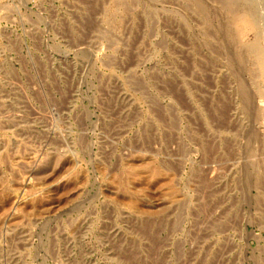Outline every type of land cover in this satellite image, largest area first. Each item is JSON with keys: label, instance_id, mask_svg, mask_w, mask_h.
Instances as JSON below:
<instances>
[{"label": "rangeland", "instance_id": "1", "mask_svg": "<svg viewBox=\"0 0 264 264\" xmlns=\"http://www.w3.org/2000/svg\"><path fill=\"white\" fill-rule=\"evenodd\" d=\"M219 1L0 0V264H264V0Z\"/></svg>", "mask_w": 264, "mask_h": 264}, {"label": "bare ground", "instance_id": "2", "mask_svg": "<svg viewBox=\"0 0 264 264\" xmlns=\"http://www.w3.org/2000/svg\"><path fill=\"white\" fill-rule=\"evenodd\" d=\"M219 1V0H218ZM220 2V1H219ZM223 2V1H222ZM229 1H227V3H228ZM235 2V1H234ZM233 3V2H232ZM238 3V2H237ZM222 4V3H221ZM224 4L225 5H227L225 2H224ZM230 5H231V3H229ZM247 4V3H246ZM235 5H236V3H235ZM249 5V4H248ZM248 7V6H247ZM228 8V7H227ZM228 9H231V6L228 8ZM232 10H233V8H232ZM235 10V9H234ZM237 10V9H236ZM245 11H247V9L245 10ZM251 11V10H250ZM249 11V12H250ZM232 12V11H231ZM253 12V11H252ZM254 13V12H253ZM234 14V13H233ZM250 14V13H249ZM252 17V16H251ZM262 65V64H261Z\"/></svg>", "mask_w": 264, "mask_h": 264}]
</instances>
